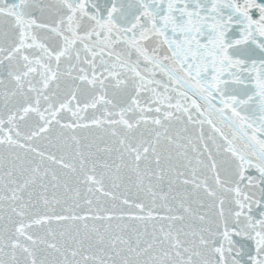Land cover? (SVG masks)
I'll return each instance as SVG.
<instances>
[{"label": "snow or ice", "instance_id": "snow-or-ice-1", "mask_svg": "<svg viewBox=\"0 0 264 264\" xmlns=\"http://www.w3.org/2000/svg\"><path fill=\"white\" fill-rule=\"evenodd\" d=\"M0 264H264V0H0Z\"/></svg>", "mask_w": 264, "mask_h": 264}]
</instances>
